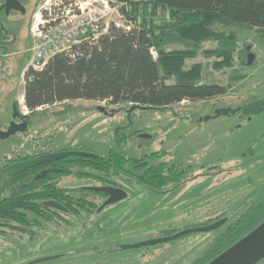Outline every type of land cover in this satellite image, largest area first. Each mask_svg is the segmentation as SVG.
Listing matches in <instances>:
<instances>
[{"label": "rangeland", "instance_id": "obj_1", "mask_svg": "<svg viewBox=\"0 0 264 264\" xmlns=\"http://www.w3.org/2000/svg\"><path fill=\"white\" fill-rule=\"evenodd\" d=\"M40 1L19 0L26 15L0 11V133L12 120L13 102L21 116L28 117L24 133L0 139V168L45 152L80 147L91 150L82 153L103 157L110 152L130 158L157 153L158 157L146 159L149 166L160 164L167 170L176 164L183 174L151 191L126 176L102 184L89 177L93 171L79 169L70 161V173L58 182L76 197H66L73 202L62 213L67 220L61 223L55 220L61 215L51 213L55 218L48 223H31L26 228L21 221H0V264L194 263L264 193V135L259 136L264 115L239 122L240 126L232 116L210 118L214 110H234L264 97V34L238 32L240 48H249L250 57L239 72H214L211 61L196 59L215 84L227 85L234 75L228 93L212 100L183 101L164 110L76 101L40 108L32 116L23 109L21 72L31 59L29 26ZM3 3L0 0V6ZM119 16L118 28L130 27L131 22L120 12ZM163 167L160 170L165 171ZM109 186L124 191L126 198L103 206L105 198L91 191ZM82 196L85 203L80 202L78 209L77 198ZM218 222L223 223L215 230L192 231ZM183 231L192 232L154 245L126 248ZM258 264H264V259Z\"/></svg>", "mask_w": 264, "mask_h": 264}, {"label": "trees", "instance_id": "obj_2", "mask_svg": "<svg viewBox=\"0 0 264 264\" xmlns=\"http://www.w3.org/2000/svg\"><path fill=\"white\" fill-rule=\"evenodd\" d=\"M111 1L131 22L130 27L110 26L97 39L79 41L67 51L54 54L40 69L28 66L22 77V99L30 115L40 108L76 101L164 110L183 101L212 100L228 93L234 75L229 77L227 85L215 84L204 75L205 67L196 59L202 57L211 61L214 72L224 69L239 72L249 61V48H240L238 32L264 34V0ZM208 44L214 47L206 49ZM235 61L237 66H234ZM158 156L153 153L146 158H130L110 152L107 157L96 154L68 158L77 168L97 174L99 177L91 173L89 177L99 179L102 184H112V178L126 176L149 189H156L183 174L182 170H176V165L165 170L160 164H147V158L152 160ZM161 167L165 171L160 170ZM37 183L30 177L8 178L0 187V221H21L26 227L28 224L17 218L39 214L41 208L38 204H28V200L60 196V190L49 193V185L38 187ZM33 189L45 190L25 196V191ZM12 190L15 193H10ZM6 192L10 194L7 197ZM21 193L24 196H20ZM91 193L107 196L95 190ZM71 197L76 198L72 195L70 200ZM77 200L79 209L85 200L83 196ZM263 220L264 193L257 205L228 226L212 247L192 264H207Z\"/></svg>", "mask_w": 264, "mask_h": 264}, {"label": "built area", "instance_id": "obj_3", "mask_svg": "<svg viewBox=\"0 0 264 264\" xmlns=\"http://www.w3.org/2000/svg\"><path fill=\"white\" fill-rule=\"evenodd\" d=\"M119 17L118 5L111 0H41L29 26V66L40 69L54 54L97 39L110 26L118 27Z\"/></svg>", "mask_w": 264, "mask_h": 264}, {"label": "water", "instance_id": "obj_4", "mask_svg": "<svg viewBox=\"0 0 264 264\" xmlns=\"http://www.w3.org/2000/svg\"><path fill=\"white\" fill-rule=\"evenodd\" d=\"M0 11H4L6 14H9L10 11H14L17 13H20L21 15L25 14L24 7L20 4L18 0H4V3L0 6ZM250 59V57H249ZM141 110L147 109L148 107H139L135 106ZM135 107H132L134 109ZM264 109V97L261 98L258 101L252 102L248 105H245L241 108H237L234 110L228 109H217L214 112V117H218L220 115L225 116L228 114H234L236 112H241L240 118L242 116L246 115H259L262 110ZM102 111V109H99ZM12 115V121L9 123V127L6 130V132L0 133V139H7L11 135H14L17 132H24L26 129V122H24V119L26 116H22L20 119V123H15L14 120L18 117V113L14 109ZM208 118L205 117L204 120H207ZM76 154L79 156H90L91 154L82 153V152H63V153H54L50 154L44 158H37L33 161H25L22 163H18L13 166L10 175L14 176L17 174H21L24 171L33 168L35 166H38L40 164H43L45 162L51 163L53 165L54 161L59 160L61 158H64L68 155ZM8 169L1 171V173L7 171ZM50 172H54L53 170ZM96 191L104 192L106 195H108V199L104 202L103 206L111 205L113 203H116L120 200H123L126 198V193L120 189H113V188H101L96 189ZM47 207L61 209L60 206H58L55 203L49 202L46 203ZM223 222L215 223L211 226L200 228V229H194L193 232H206L211 231L219 228L222 225ZM192 231H183L176 235H174L171 238H163L158 240H152L132 246H127L126 248H138L141 246H147V245H154L161 242H166L171 239L180 237L182 235H186L189 232ZM264 259V220L250 233L243 236L239 241H237L235 244H233L231 247H229L227 250L216 256L214 259H212L207 264H258L261 260Z\"/></svg>", "mask_w": 264, "mask_h": 264}, {"label": "flooded vegetation", "instance_id": "obj_5", "mask_svg": "<svg viewBox=\"0 0 264 264\" xmlns=\"http://www.w3.org/2000/svg\"><path fill=\"white\" fill-rule=\"evenodd\" d=\"M26 13H27V11L25 10V14L24 15H26ZM28 38L30 40V37L29 36H28ZM12 104H13V106H12L13 107V111L15 109L16 112L19 115L18 119L16 118L14 120V122L15 123H20V119L19 118H21L22 116L17 111V105H16V103L13 102ZM246 105H248V104H246ZM243 106H245V105L236 106L233 109L241 108ZM214 111H213V114H214ZM240 114H241V112L239 111V112H236L234 114H229L227 116L234 117V120L238 121V123L239 122H242V121L251 122L255 117H257L256 115H252L251 114V115L242 116L240 118ZM260 115H264V109L262 110V112L258 116H260ZM210 118L214 119L216 117H214V115H213V116H210ZM24 122H26V128H27L28 127V117H26L24 119ZM238 125L240 126V123ZM8 127H7V129H8ZM5 132H6V130H5ZM263 135H264V129L261 131V133H260L259 136H263ZM63 152L64 151H61V152L58 151V152H53V153L52 152H49V153L48 152H45L44 154H38V155L36 154L37 155L36 157L33 156V158H28V159H25L23 161H15V162L7 163V164H4L2 168H0V172L8 169L7 171H5V172H3V173L0 174V187L1 186L3 187L8 182V178H14L16 176L17 177L20 176L22 179H26V178L30 177L33 181L34 180L38 181L39 182V183H37V186L38 187L39 186L49 185L50 187L47 189L48 192L49 191H53V190H60L61 191L60 196H58L56 199L49 198V199H45V200H41V201H39V200L29 201L28 200L27 201L28 204H36V205L38 204V205L41 206V208H40L41 210L39 209V211H40L39 214H37V215H34L33 214V215L28 216V217H20V218H17V219H20L22 221H25L27 224H31V223L32 224H36V223H38V224L41 223L42 224V223H48V221H50L51 217L55 218L54 215L50 216V214L53 213V214H59V215H61V217L59 216V218L56 217L58 219H55V220L61 221V223H63L64 221L67 220V217H65L64 215H62V213H67V209L66 208L67 207H71L72 204H73V202H71L70 200L66 199L67 196L68 197L70 196V194H69L70 193V189L68 187L65 188L64 186L58 185V182L60 180L65 179L67 177V175L65 173L68 174V172L70 170L69 166L71 165V163H70L71 160L68 157L71 156V155H68V156H66L64 158H61L59 160L54 161L53 165L51 163L45 162L43 164H40V165L35 166L33 168H30V169L24 171L21 174H17V175H14V176H11L10 175V172H11L13 166L16 165V164H18V163H22V162H25V161H33V160H36L39 157L44 158V157H46V156H48L50 154L63 153ZM65 152H82V150H80V147H79V148H73L71 151H65ZM72 155L73 156H76V157H85V156H79V155H76V154H72ZM14 158H19V157H14ZM14 158H12V159H14ZM9 160H10V158H9ZM173 165H176V164H172V166ZM188 169H189V166L187 167V170ZM52 170L54 172H50ZM178 170H180V169H178ZM112 181L113 180H111V182ZM23 186H25V184ZM109 187L114 188V189H118L117 187H114V186L113 187L112 186H109ZM84 188H86V187H84ZM41 190H45V189H41ZM41 190L40 189H36L34 191V189H33L31 192H29V191L26 192L25 191V196H28V195H31L32 196V195H34V193H38ZM151 191H153V190L151 189ZM11 192L12 193H15V192H13V190L10 191V193ZM5 195L7 197V195L9 196L10 194H8L6 192L4 194V196ZM20 196H24V195L21 193ZM107 198H108V195L106 196L105 201L107 200ZM49 202H52V203L57 204L58 206H60L61 209L47 207L46 206V203H49ZM75 203H77V202H75ZM41 214H46V215H41ZM47 214H49V215H47ZM53 220L54 219H52L51 221H53ZM3 222H4V224H7L8 223V220L7 219H3ZM40 228L42 229V227H40ZM40 228H38V229H40Z\"/></svg>", "mask_w": 264, "mask_h": 264}, {"label": "crops", "instance_id": "obj_6", "mask_svg": "<svg viewBox=\"0 0 264 264\" xmlns=\"http://www.w3.org/2000/svg\"><path fill=\"white\" fill-rule=\"evenodd\" d=\"M29 62H30V60H29ZM28 66H29V63H28ZM28 66H26V67L23 69V71L21 72V73H22L21 75H23L24 71L28 68ZM21 98H22V96H21ZM22 100H23V99H22Z\"/></svg>", "mask_w": 264, "mask_h": 264}]
</instances>
